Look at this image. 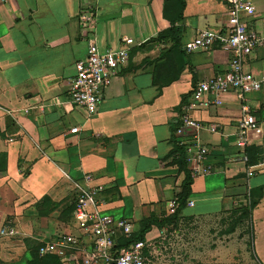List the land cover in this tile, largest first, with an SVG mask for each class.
I'll return each mask as SVG.
<instances>
[{
	"label": "crops",
	"instance_id": "crops-1",
	"mask_svg": "<svg viewBox=\"0 0 264 264\" xmlns=\"http://www.w3.org/2000/svg\"><path fill=\"white\" fill-rule=\"evenodd\" d=\"M183 2L176 45L167 33L181 0H0V227L16 231L0 239V264H26L30 249L73 232L75 188L87 178L101 189V211L128 220L133 233L144 220H164L144 235L146 264H264V166L247 177L264 162V89L243 102L205 96L191 112L200 129L175 135L192 88L229 61L219 48L184 52L201 32H225V0ZM255 7L243 21L264 37V0ZM124 39L134 43L128 61L88 115L69 99L75 63L90 43L116 50ZM244 71L262 75L264 43ZM245 106L256 127L238 149ZM195 139L207 150L208 173L192 180L170 218L184 179L176 141ZM247 205L251 250L247 235L237 244L231 232L232 212Z\"/></svg>",
	"mask_w": 264,
	"mask_h": 264
},
{
	"label": "built area",
	"instance_id": "built-area-1",
	"mask_svg": "<svg viewBox=\"0 0 264 264\" xmlns=\"http://www.w3.org/2000/svg\"><path fill=\"white\" fill-rule=\"evenodd\" d=\"M4 1V0H1ZM227 6L226 30L224 33L201 32L184 47L185 54L208 52L219 48L229 56L227 70L219 75L198 82L191 90L189 102L184 104L178 117L179 126L175 131L181 137L185 129L197 131L200 126L191 118L196 104H201L205 96L219 100L226 95L235 94L243 102L248 94L264 89V71L255 77L244 71V60L264 43V37L247 30L244 17L254 15L255 0H225ZM134 47L131 39H124L116 50L100 51L95 44H88L86 55L75 63V76L69 84V99L72 105L83 109L88 115L96 112L102 101L104 91L110 87L120 68L128 61ZM244 117L238 125L236 147L243 149L247 132L256 127L255 118L245 106ZM73 128L69 134H77ZM212 134L217 129H209ZM184 151V162L192 180L208 173L204 162L207 150L195 139L186 142L176 141ZM264 166V162L248 167L247 177L253 170ZM100 187L85 179V188L76 187L72 203V231L58 235L56 239L40 245L38 257H54L61 264L70 260L72 264H146L144 241L131 242L133 231L126 219H114L105 215L101 208ZM188 206L193 204L188 202ZM178 208L177 199L168 203L169 214ZM16 231L12 226L0 227V239H12Z\"/></svg>",
	"mask_w": 264,
	"mask_h": 264
},
{
	"label": "trees",
	"instance_id": "trees-1",
	"mask_svg": "<svg viewBox=\"0 0 264 264\" xmlns=\"http://www.w3.org/2000/svg\"><path fill=\"white\" fill-rule=\"evenodd\" d=\"M183 8H184V2H183V0H181V8H180V12H179L178 16L173 20H169L170 29L168 30L167 35L169 36V38L172 41L175 42L176 45L179 44L178 34L182 30L181 26H179L178 24L181 22V17H182L181 13H182ZM183 104H186V101ZM175 151H176V155L178 156V160H179V163L181 165V169L184 172V179H183L182 184H181L180 193L177 196L178 208L176 209L175 213L170 216V218H173L176 215L177 210L184 207V205L186 203V199L190 195V186L192 184V179L189 176V172H188L186 164L184 162V151H183V149L178 147V146H175ZM245 211H246V209H245ZM163 222H164V220L159 222L153 218L144 220L142 222L141 229L137 233L133 234L131 242L143 241L144 235L153 226L160 228L162 226ZM37 249H38V247L30 249L31 262H32L30 264H48V262H47L48 260L56 261L57 264L59 263V260L57 258H54V257H45V258L38 257Z\"/></svg>",
	"mask_w": 264,
	"mask_h": 264
},
{
	"label": "rangeland",
	"instance_id": "rangeland-1",
	"mask_svg": "<svg viewBox=\"0 0 264 264\" xmlns=\"http://www.w3.org/2000/svg\"><path fill=\"white\" fill-rule=\"evenodd\" d=\"M246 209V211H245ZM249 205L245 206L243 208V212L240 213V215L238 216L237 212H232L231 214V232L232 234L235 233V231H237L234 235L236 237V242L237 244H239L241 241V239L243 238V236L247 235V243H249V234H250V230L248 229L249 227ZM250 244V243H249ZM248 249L251 250V244L247 246ZM30 254V260L26 262V264H30L31 262V253ZM48 264H57L56 261H47ZM59 264V263H58ZM231 264H246V263H242V262H232ZM248 264H256L255 262H249Z\"/></svg>",
	"mask_w": 264,
	"mask_h": 264
}]
</instances>
